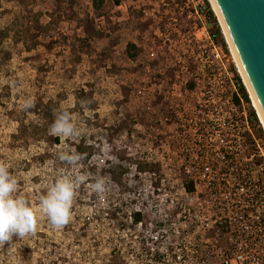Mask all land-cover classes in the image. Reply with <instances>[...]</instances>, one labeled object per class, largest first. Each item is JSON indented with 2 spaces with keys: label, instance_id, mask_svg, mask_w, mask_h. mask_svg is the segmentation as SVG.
<instances>
[{
  "label": "rangeland",
  "instance_id": "rangeland-1",
  "mask_svg": "<svg viewBox=\"0 0 264 264\" xmlns=\"http://www.w3.org/2000/svg\"><path fill=\"white\" fill-rule=\"evenodd\" d=\"M119 1L96 11L92 0H2L0 162L18 181L15 195L38 209L58 176L86 181L66 226L54 228L37 211L34 234L0 244V264H104L106 236L128 216L138 188L144 196L150 184L179 185L174 129L162 125L178 67L179 15L171 0ZM131 43L136 59L127 55ZM62 107L78 131L63 141L48 134ZM70 149L82 154L78 168L58 158ZM97 177L106 181L101 194L92 189Z\"/></svg>",
  "mask_w": 264,
  "mask_h": 264
},
{
  "label": "built area",
  "instance_id": "built-area-1",
  "mask_svg": "<svg viewBox=\"0 0 264 264\" xmlns=\"http://www.w3.org/2000/svg\"><path fill=\"white\" fill-rule=\"evenodd\" d=\"M171 1L179 59L162 125L174 129L179 185L138 188L104 264H264V126L210 0Z\"/></svg>",
  "mask_w": 264,
  "mask_h": 264
},
{
  "label": "clouds",
  "instance_id": "clouds-1",
  "mask_svg": "<svg viewBox=\"0 0 264 264\" xmlns=\"http://www.w3.org/2000/svg\"><path fill=\"white\" fill-rule=\"evenodd\" d=\"M24 107H31V102H26ZM48 134L60 138L61 141L75 137L78 131L73 114L63 107L58 110ZM58 158L72 168H78L82 154L70 149L60 151ZM85 181L86 176L83 174L73 177L58 176L40 196L39 207L36 209L26 199L15 195L18 181L10 171V165L0 162V244L10 242L13 236L23 238L34 234L38 226L37 211L46 215L54 228L66 226L72 218L77 188ZM105 183V178L97 177L92 184L93 191L97 194L103 193Z\"/></svg>",
  "mask_w": 264,
  "mask_h": 264
},
{
  "label": "water",
  "instance_id": "water-1",
  "mask_svg": "<svg viewBox=\"0 0 264 264\" xmlns=\"http://www.w3.org/2000/svg\"><path fill=\"white\" fill-rule=\"evenodd\" d=\"M264 119V0H213Z\"/></svg>",
  "mask_w": 264,
  "mask_h": 264
},
{
  "label": "trees",
  "instance_id": "trees-1",
  "mask_svg": "<svg viewBox=\"0 0 264 264\" xmlns=\"http://www.w3.org/2000/svg\"><path fill=\"white\" fill-rule=\"evenodd\" d=\"M105 2H106V0H92L93 8L96 11H100L103 8ZM1 3H2V0H0V8H1ZM116 3L119 4L120 1L116 0ZM68 17H69V19H74L73 16H71V15H69ZM211 19L215 23V28L214 29H215V32L217 33V35L219 36V41L222 44H224V46H225L224 40L222 38L221 32H220V30L218 28V24H217L216 18H215L213 13H211ZM138 54H139V50H138L137 46L135 44H133V43L129 44L128 47H127V55H128V57L130 59H136ZM241 92L244 95L245 99L248 101V95L246 93V90H245L244 86H242ZM59 141L60 140L58 138H56L55 143L58 144ZM137 217H140V216H137Z\"/></svg>",
  "mask_w": 264,
  "mask_h": 264
},
{
  "label": "bare ground",
  "instance_id": "bare-ground-1",
  "mask_svg": "<svg viewBox=\"0 0 264 264\" xmlns=\"http://www.w3.org/2000/svg\"><path fill=\"white\" fill-rule=\"evenodd\" d=\"M210 3H211L213 10H214V12L216 13V15H217V17H218V19H219V21H220V23H221V25H222L223 32H224L225 37H226V39H227V42H228V44H229V46H230V49H231V51H232V54L234 55V58H235V60H236V62H237V66H238L239 72H240V74H241V77H242V79H243V81H244V83H245V85H246L247 90L249 91V94H250V96H251V98H252V100H253L254 106H255V108H256V110H257V112H258L259 118H260V120H261V122H262V124H263V126H264V119H263L262 114H261V112H260V110H259V108H258V105H257V103H256V101H255V98H254V96H253V94H252V92H251V89H250V87H249V85H248V83H247V80H246V78H245V76H244V74H243V72H242V69H241L240 64H239V62H238V59H237L236 54H235V52H234V49H233V47H232V45H231L230 39H229V37H228V35H227V33H226L225 27H224V25H223V22H222V19H221L220 15H219V12H218V10H217V8H216V5H215V3H214L213 0H210Z\"/></svg>",
  "mask_w": 264,
  "mask_h": 264
}]
</instances>
